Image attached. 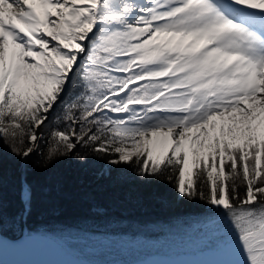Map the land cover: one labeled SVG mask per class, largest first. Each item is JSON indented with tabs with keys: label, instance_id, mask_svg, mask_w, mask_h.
Segmentation results:
<instances>
[{
	"label": "snow or ice",
	"instance_id": "6c2138e0",
	"mask_svg": "<svg viewBox=\"0 0 264 264\" xmlns=\"http://www.w3.org/2000/svg\"><path fill=\"white\" fill-rule=\"evenodd\" d=\"M0 142L164 177L231 264H264V0H0Z\"/></svg>",
	"mask_w": 264,
	"mask_h": 264
},
{
	"label": "trees",
	"instance_id": "16d2710c",
	"mask_svg": "<svg viewBox=\"0 0 264 264\" xmlns=\"http://www.w3.org/2000/svg\"><path fill=\"white\" fill-rule=\"evenodd\" d=\"M56 114L63 115L59 110ZM46 153L45 139L39 159ZM112 167L108 157L96 153H88L86 162L61 158L47 169L32 162L24 167L19 158L3 147L0 234L13 240L24 231L27 235L56 238L70 234L75 239H154L172 230L203 224L212 215L211 206L205 202H188L176 196L173 184L164 177L143 179L135 164L117 166L114 171ZM25 181L32 193L28 214L23 212L21 199ZM240 190L243 192V186Z\"/></svg>",
	"mask_w": 264,
	"mask_h": 264
},
{
	"label": "rangeland",
	"instance_id": "374dc122",
	"mask_svg": "<svg viewBox=\"0 0 264 264\" xmlns=\"http://www.w3.org/2000/svg\"><path fill=\"white\" fill-rule=\"evenodd\" d=\"M43 143L44 140L41 141V146ZM37 159L33 157V161ZM215 231V226L206 221L189 228L169 231L154 239L127 236H87L75 239L70 234L60 235L58 238L38 237L63 249L75 264H105L128 260L140 261L146 259L147 254L174 257L179 254L196 255L215 251L224 246L215 240ZM0 264L15 263L9 255L0 252Z\"/></svg>",
	"mask_w": 264,
	"mask_h": 264
},
{
	"label": "bare ground",
	"instance_id": "6f19581e",
	"mask_svg": "<svg viewBox=\"0 0 264 264\" xmlns=\"http://www.w3.org/2000/svg\"><path fill=\"white\" fill-rule=\"evenodd\" d=\"M0 252L10 256L15 264H75L69 257L63 255L58 246L37 236H29L26 233L16 242L15 246H10L0 239ZM184 257L177 258L174 264H181ZM238 259L230 248L225 253L217 257H209L205 264H231ZM144 263L162 261V258L148 257ZM142 264V263H136Z\"/></svg>",
	"mask_w": 264,
	"mask_h": 264
},
{
	"label": "water",
	"instance_id": "95a60500",
	"mask_svg": "<svg viewBox=\"0 0 264 264\" xmlns=\"http://www.w3.org/2000/svg\"><path fill=\"white\" fill-rule=\"evenodd\" d=\"M0 239L7 242L10 246H15L16 242H18V240H10V239L2 236L1 234H0ZM59 249L61 250L63 255L66 256L64 251L61 248H59ZM227 249H228V247L224 246V247H221L220 249H218L216 251L204 252V253L198 254V255L182 254V255L175 256V257L159 256L160 258H162V261L144 263L143 260H140V261H137V262H134L131 264H136V263H142V264H174L172 262H174L177 258H180V257H184L181 264H205L209 260V257L215 258L217 256H220L223 253H225V251ZM151 257H153V256H151ZM154 257L156 258L157 256H154Z\"/></svg>",
	"mask_w": 264,
	"mask_h": 264
}]
</instances>
